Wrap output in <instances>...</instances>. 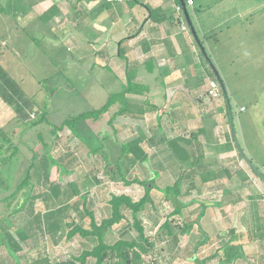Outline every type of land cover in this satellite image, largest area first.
<instances>
[{"label": "crops", "instance_id": "1", "mask_svg": "<svg viewBox=\"0 0 264 264\" xmlns=\"http://www.w3.org/2000/svg\"><path fill=\"white\" fill-rule=\"evenodd\" d=\"M192 1V6H188L185 0H131L124 4H98L92 0H17L21 12L25 11L17 24L3 14L0 20L7 24V19H10L15 32L24 34V38L31 35L29 38L33 39L35 35L41 47H44L40 44L42 41L57 40L61 42L59 46L78 52L79 56L83 55L81 51H88L87 54L99 59L98 64L105 73L102 78L108 79L104 82L107 86H117L121 90L126 84V71L130 70L136 81L148 89V94L128 95L126 99L133 104L147 102L150 105L143 114L135 112L114 121L121 122L115 126L118 144L139 136L147 154V163L135 166L130 175L140 180L158 179L157 184L162 181L161 185L169 186L180 180L183 192L177 200L186 205L183 210L186 218L191 215L190 209L199 204L196 218L192 221L197 226L201 219L199 224L202 228H197V231L207 232L208 237L205 236L201 246L211 240H223V247L217 249L221 257L226 255L224 253L232 257L241 252V257L230 264H247L242 246H238L236 240L240 236L239 227L243 231V226L248 223V234L253 232L248 235V264H264V243H261L264 240L263 175L261 178L256 176L254 168H259L254 161L246 157L249 164L239 154L233 124L232 129L230 126L233 121L230 98L240 97L242 94L237 90L248 87L247 72L237 67L234 69L235 62L240 59L244 63L248 55L247 33H252L250 27L257 28L264 36V13L259 16L262 21L253 24V16L264 12V2L260 3L262 9L253 12L245 0ZM7 3L8 0H2L0 8ZM177 7L181 10L177 11ZM188 20L216 72L200 51ZM182 26L187 29L181 30ZM7 39H3L6 45L10 40ZM251 39L254 41L255 37L251 35ZM255 46L260 48L259 44ZM239 74H242V79L237 89L233 80ZM210 81H218L225 88L227 98L222 92L218 100L211 99L207 94ZM108 82L114 85H108ZM247 110L240 107L238 113ZM243 121L247 122L248 118L240 121L241 135ZM174 140H179L176 146L169 144ZM254 141V145L260 144L256 138ZM82 145L86 150L85 158H90L92 166L87 165L88 172L82 174L76 171L77 164L71 165L65 174H74L70 182L79 183L83 194H87V200L94 204L97 199L89 198L92 191L89 189L87 193L82 181L92 180L95 186L92 188L98 190L96 187L102 182L95 180L97 175L92 172L101 169L104 175L103 162L90 154L85 144ZM248 152L249 155L251 149ZM91 158L97 162L93 163ZM81 175L83 180H80ZM206 186L212 187L208 192L210 198L204 194ZM217 193H221L222 198L212 201L218 197ZM183 199H188V203H183ZM107 208L106 202V211ZM230 230L234 233L230 234ZM200 244L197 243L196 248ZM176 246L177 239L172 237L171 247ZM195 258L192 255V259ZM216 263L224 264L219 259Z\"/></svg>", "mask_w": 264, "mask_h": 264}, {"label": "rangeland", "instance_id": "2", "mask_svg": "<svg viewBox=\"0 0 264 264\" xmlns=\"http://www.w3.org/2000/svg\"><path fill=\"white\" fill-rule=\"evenodd\" d=\"M245 1L248 2V7H252L253 12L258 8L262 9V6H264L262 5L260 7V3L264 2L263 0ZM1 4L2 0H0ZM263 13L262 11V13H259L260 15L253 16L254 25L259 23ZM258 17L259 19H255ZM250 32L252 33L249 34V31L247 33L249 38L248 55L244 58V63L239 59L235 62L237 64L234 66V69L237 67L242 69L243 72H247L248 87L242 90L237 88L238 82L242 79V74L234 78L233 84L238 89V93L244 96L231 97L230 106L233 114V134L239 144L237 151L242 155L244 160L248 157L254 161L256 167L259 168L255 174L260 177V175L264 176V58L262 57L264 55V40L262 41V38L264 36L259 33L257 28L254 30L250 27ZM251 35L255 37L254 41L251 39ZM2 36L10 40L8 46L4 45L5 42L2 43L5 47L0 48V52L2 53L0 63L9 76L17 83L25 97H33L34 102L39 105L43 103L47 104L46 118L50 125L48 123H42L32 128L25 127L16 120L17 117L14 109L7 107L0 98V199L10 195L15 184L24 178L29 160L32 156L31 150L36 148L40 139L49 146L48 150L51 156L55 160L63 162V169L67 172L71 165L75 166L76 164L78 166L77 172H82V174L88 172L86 166L92 165H90V158H85L86 150L81 146H83V142L88 140L92 149L96 147L97 140L94 138V135L97 133L103 136L110 135V141L105 142V147L111 150V160H115L119 152L118 150L110 149L109 145L115 141L114 128L121 122H114V128L105 125V121L109 115L103 116L100 124H93L90 121L83 123L81 126L80 141L73 138L66 128L57 132V135L50 134L53 127L59 126L63 120L75 117L82 112L100 108L106 102L109 94L119 90L117 86L111 87L105 84L108 79L103 80L102 78L105 73L101 71L100 65L98 64L99 59L87 54L88 51H81L83 55L79 56L77 54L78 52L68 51L67 47L59 46L61 42L57 40H50L49 42L46 40L42 41L40 44L44 47L36 45L34 41L29 40L27 37L24 38V34L15 32V26L10 19H7V24L0 20V37ZM12 37H16V39ZM256 44H259L260 48L255 46ZM245 76L246 74L244 73ZM108 85L114 84L108 82ZM51 90H54L52 95L50 94ZM240 107L248 110L245 113H238ZM35 113L36 109L30 114L29 118L33 119ZM235 113H238V115ZM243 118H248V121H243V135H241L242 132L239 130V124ZM253 137L259 140V145L253 144ZM12 146L18 148L16 157L10 163H7V165L2 164L1 161L10 155ZM87 147L89 148V146ZM248 149H251L249 155ZM242 151L244 154H242ZM43 152L39 146L37 154L42 157ZM92 161L95 163L96 159H92ZM95 176V180L102 182L97 185L96 188L98 190L92 188L95 187L92 180L88 179L82 182L85 183L83 189L87 193H89V189L92 191L91 195L90 193L88 194L90 196L89 198H93V200L97 199L94 204H92L93 201L89 203L90 200H87L89 209L94 212L97 223L108 215L109 210L107 208L106 211L105 208L106 202L110 199L111 195L125 194L132 197L134 201L139 200L143 195L142 187L136 184L124 186L121 180L111 178L112 175H102L101 169H99L98 174H95ZM263 176L262 179L264 182ZM74 177V174L68 176L65 173H62L58 177V168L54 167L51 170L49 181L54 183L59 182L61 186H65ZM81 177L80 180H83V175ZM157 182L158 179H155L156 187L165 188L169 186L168 184L161 185L160 183L162 181L159 184ZM211 190V186H206L204 188L205 192L203 191L205 196L210 198L211 194L208 192ZM39 192H41V187L37 185L34 193ZM179 192H183L182 185L179 187ZM152 194L154 208L162 217L161 223L165 219L168 220L173 238L177 239V246L175 248L171 247V238H167L164 232L156 231L157 229L155 231H148L149 222L146 219L145 222L148 223L146 225V237L149 238L150 243L153 245L152 248L148 249L143 244L141 245L146 249V253L142 256L143 264H196L192 259V254L197 260H205L215 255L217 249L223 247V240L219 242L211 240L207 245L201 246L205 236L208 237L207 232L205 234L204 232L197 231V228H202L199 224L201 223V219L198 221L197 226L194 225L189 229L188 233L182 232L183 222L185 220H189L188 222H190L196 218L199 204L194 209H190L191 215L189 218L182 220L177 215L169 216L173 207L170 201L163 199L161 193L153 190ZM217 195L218 197L212 198V201H217V199L222 198L220 197L221 193H217ZM169 197L171 199L175 196L170 195ZM182 202L188 203V199H183ZM34 206L36 211L42 210L39 201H35ZM9 210L10 208L7 206V203L0 204V216L8 213ZM126 214V216H129V213ZM69 215L70 219L66 222L67 228H71L73 223H76L78 220L72 212ZM29 220L30 218L23 210L11 217H7L5 225L8 233L19 241L16 236V231L21 230ZM246 221L248 222V220ZM125 226L126 222L124 221L114 226L108 232L107 242L112 244L121 238H135L136 233L133 230H128L126 231L127 234L123 233L122 235L121 232L126 229ZM243 228L244 230L242 231L239 227L240 236L236 240V243H238V246H242L241 251L246 255L245 262L248 264V235H252L253 232L248 234V223ZM253 230L255 229H251V231ZM263 241L261 243H264ZM199 242L201 244L196 248V244ZM19 244L22 248L17 254L20 264H32L33 261L44 258H48L51 262H57L68 259L69 256H75L82 248L89 247V244L78 235L71 241H65L64 239H58L50 235H36L25 242L19 241ZM218 257L220 258V255H217V258L214 260H209L207 264H217L216 259L218 260ZM223 259L224 257L221 258V262L224 261ZM113 261L115 263L117 262L116 259ZM0 264H14L3 246H0Z\"/></svg>", "mask_w": 264, "mask_h": 264}, {"label": "trees", "instance_id": "3", "mask_svg": "<svg viewBox=\"0 0 264 264\" xmlns=\"http://www.w3.org/2000/svg\"><path fill=\"white\" fill-rule=\"evenodd\" d=\"M12 1L13 3L11 0H8L7 5L0 8V15L3 14L10 17L16 25L20 16L25 14V11L21 12L22 8H19L17 0ZM30 36L31 35H27L26 37L34 41L36 45H39L35 35L32 36L33 39L29 38ZM3 39V36L0 37V48L5 47L2 45L4 42ZM4 45H6V43ZM1 56L2 53L0 52V62ZM126 76L125 86L118 92L109 94L106 102L100 108L82 112L75 117L63 120L59 126L53 127L50 134L57 135V132L66 128L73 137L80 141L81 126L86 121L93 122V124H100L103 116L109 115L105 121V125L114 128L113 123L117 117H128L140 111L142 112L141 114L147 112L150 107L149 103L145 102L142 105L133 104L128 102L126 96H146L148 94V89L136 81L134 74H132L130 70L126 71ZM53 92L54 90H51L50 94L52 95ZM0 98L7 107L14 109V113L17 117L16 120L25 127L28 126L32 128L42 123H48L46 118L47 104L43 103L39 105L34 102L33 97H25L17 83L9 76L1 63ZM35 109V117L30 119L29 116ZM113 133L115 134V128ZM99 135L100 133L94 135V138L97 140V146L93 149L88 140L83 142V144L89 146L88 149L90 154L101 159L103 162L101 166L105 175H112L111 178L121 180L124 186L136 184L142 187V197L134 201L130 196L125 194L111 195L110 199L107 201L109 213L97 223L93 211L89 209L88 205L90 202H87V194H83L81 191L82 187L79 183L69 182L65 186H61L59 182L54 183L49 181L52 168H58V177L62 173H67V171L63 169V162L55 160L48 150L49 146L40 139L36 148L31 150L32 156L29 160L24 178L15 184L10 195L0 199V204L7 203V206L10 208L8 213L0 216V246L4 247L14 264H20L17 254L22 248L19 241L25 242L29 237L36 234L45 236L50 235L58 239H64L65 241H70L78 235L80 238L89 241L90 244L89 247L82 249L75 256H69L68 259L51 262L48 258H44L33 261L32 264H143L142 256L146 253L145 248H152L153 245L150 243L149 238L146 237V225L148 224L145 222L146 219L149 222L148 231H155L157 229L156 231L164 232L167 238L173 237L168 220L165 219L161 223L162 217L154 208L151 195L153 190L160 192L166 201L171 202L173 211L169 216L180 215L182 220L187 219L183 214L186 205H180L181 203L177 201L178 197H180V180L172 186L162 189L156 187L154 180H140L130 175V172L135 166L141 163H147L148 161L147 154L142 148L143 141L141 137L135 136L123 144H118L115 137V141L110 144L109 147L110 149L118 150L119 154L115 160H111V150L105 149V142L110 141V135L102 137H99ZM177 141L179 140L171 141L169 144L174 143L176 146ZM39 146L44 151L42 157L37 154ZM11 148L12 151L10 155L1 161L2 164L7 165V163H10L16 157L18 148L14 146ZM179 151L180 150L177 148L176 154L178 156ZM248 163L251 164L249 160ZM254 170L255 172L258 171L255 168ZM92 173L94 175L97 174L98 171L94 170ZM37 185L41 187V192L34 193V189ZM170 195H174L175 197L170 199ZM75 198L77 199L74 200ZM35 201L40 202L42 210L36 211L34 206ZM22 210L27 213L30 220L21 230L16 231V236L19 240L17 241L15 237L8 233L5 223L7 217H11ZM70 212L77 216L79 222L73 223L71 228H67L66 222L70 219ZM126 213H129V216H126ZM123 221L126 222V229L121 232L122 235L128 230H133L136 233V237L133 239L121 238L112 244L108 243V232ZM188 221L189 220H185L183 222V233H188L189 229L194 225L193 221ZM226 235H228L229 238L233 237L230 234ZM142 244L145 248L141 246ZM224 254H226L225 256L222 254V256L225 257L223 259L224 261H222L224 264H230L235 261L237 257H241V254L238 252L232 255V257L228 253ZM217 255L220 254L217 252L215 255L205 260H197L196 258L193 260L196 264H207L209 260L217 258ZM221 258L220 256V261ZM114 259L117 260L116 263L113 261Z\"/></svg>", "mask_w": 264, "mask_h": 264}, {"label": "built area", "instance_id": "4", "mask_svg": "<svg viewBox=\"0 0 264 264\" xmlns=\"http://www.w3.org/2000/svg\"><path fill=\"white\" fill-rule=\"evenodd\" d=\"M98 4H124L130 2L131 0H92ZM188 6H192V0H185ZM180 7H177V11H180ZM185 26L181 27V30H186ZM207 94L211 99L218 100L222 96L221 85L218 81H210L208 85ZM264 200V197H263Z\"/></svg>", "mask_w": 264, "mask_h": 264}, {"label": "water", "instance_id": "5", "mask_svg": "<svg viewBox=\"0 0 264 264\" xmlns=\"http://www.w3.org/2000/svg\"><path fill=\"white\" fill-rule=\"evenodd\" d=\"M182 4H183V3H181V6H182L183 10L185 11L184 5H182ZM188 26H189V29H190V31H191L192 36L194 37L196 43L198 44V46H199V48H200V51L202 52V54L204 55V57L206 58V60L209 61L211 67H212L213 70L215 71L214 66L212 65L210 59L208 58L206 51H205L204 48L202 47V45H201V43H200V41H199V39H198V37H197V34H196L195 30H194V27H193L192 23H191L189 20H188ZM215 72H216V71H215ZM221 89H222V92H223L225 98H227V94H226V90H225V88L222 86ZM227 105H228V108H230L228 102H227ZM229 117H230V119H231V112H230V110H229ZM230 126H231V129H232V122H230ZM236 145H237V147H238V144H237V143H236ZM245 160L248 162V159H247V158H245ZM233 233H234V231H233V230H230V234H233Z\"/></svg>", "mask_w": 264, "mask_h": 264}]
</instances>
